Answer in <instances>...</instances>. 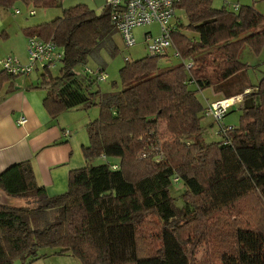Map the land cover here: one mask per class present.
I'll use <instances>...</instances> for the list:
<instances>
[{
    "label": "trees",
    "instance_id": "trees-1",
    "mask_svg": "<svg viewBox=\"0 0 264 264\" xmlns=\"http://www.w3.org/2000/svg\"><path fill=\"white\" fill-rule=\"evenodd\" d=\"M18 1L44 7L63 0H0V7ZM211 3L178 1L186 24L175 27L172 39L193 60L189 69L160 68L159 58L147 54L125 58L122 88L109 93L91 90L96 79L74 71L114 31L109 10L78 3L23 28L25 37L52 40L64 51L58 75L46 68L26 87L45 92L48 115L83 106L97 107L98 116L85 126L87 164L70 170L64 193L46 194L28 160L0 172V189L24 200L0 203V264H32L46 256L38 254L42 247H57L54 254L69 253L80 264H264V75L255 85L235 80L246 72L243 44L259 51L264 43V14L253 5L234 11ZM18 76L1 69L0 91ZM207 87L222 88L225 97L251 88L227 140L203 136L205 106L195 93ZM103 155L107 160L91 163ZM174 175L184 186L183 207L172 194ZM53 208L59 216L45 221ZM190 239L209 246L207 258L197 261Z\"/></svg>",
    "mask_w": 264,
    "mask_h": 264
},
{
    "label": "rangeland",
    "instance_id": "rangeland-1",
    "mask_svg": "<svg viewBox=\"0 0 264 264\" xmlns=\"http://www.w3.org/2000/svg\"><path fill=\"white\" fill-rule=\"evenodd\" d=\"M78 3H85L89 8L95 11H100V9L104 5V0H63L60 5L44 7L35 6L33 4L26 5L22 1H18L15 2L10 8L3 9L0 7V60L8 58V56H12L17 58L20 62L25 63L27 59V42L26 46H23L25 40L23 28L57 18L58 16H61L63 14L62 10L64 8ZM211 5L216 8L225 6L230 10H232L235 5H253L256 10L264 14V0H212ZM14 9H19L20 12L18 14H15ZM31 9L34 10V13L32 15L29 13ZM179 11L183 12L180 9ZM181 20H183L182 23L186 24L185 18H182ZM149 30L154 36L159 35V24L151 23L147 26L137 27L133 32L136 36V45L127 47L122 43L121 36L114 28V31H111L107 37H103L100 40L98 46L95 47L87 57L86 63L76 65L74 71L81 75H84L83 69L85 67L96 69L99 66H103L104 72L107 75V79L104 81L96 80L90 87L91 90L99 89L103 93L120 90L122 88V85L119 80L118 69L122 65H124L125 58H127L128 60H136L137 58L147 54V50L144 47L143 33ZM175 30H178V28ZM175 30L173 29V31ZM180 32L186 34L187 36H189V38H197V34L195 32L187 31L185 29H181ZM171 53L172 48L168 50L166 57H163V59H159L160 68L177 65V63H182L180 59H178L177 57H173ZM239 56L240 59L247 64V67L246 72L243 73L242 76L239 75L238 78L235 79L237 82V86L242 84L245 85L248 83L251 85L257 84L259 82V79L264 75V43L259 51H255L248 43L243 44ZM60 66V63H56L55 66L49 68L53 76L58 75ZM1 69L3 68L0 65V70ZM43 71L44 70L42 68H39L37 70L34 69V71L28 78H30L34 82V84H36L41 80L40 73H42ZM23 77L25 76L19 75L18 79H21ZM91 78L95 79L94 77ZM113 81H115L114 84L112 83ZM191 87H194V85H191ZM245 89H249L248 93L251 91V88H244L243 91ZM222 91V88L207 87L204 88V90H197L195 94L204 107L207 103L212 102V100L215 101L217 98L222 97ZM243 91L241 93H243ZM222 98H225V96H223ZM238 105L239 104H234L233 106H231L228 112L223 116L221 120H219V122H222L226 126H239L241 110L240 108H238ZM83 109L82 110L84 112H87V115H89L90 117H92L94 115L93 113L95 112V116L91 119L98 116V114H96L98 111L97 107H83ZM78 120H80L79 117ZM219 122L213 121V119L204 115V113L202 114L200 123L204 128L203 136L205 138V141L213 142L222 139L221 135L216 134L219 128ZM100 162V158H94L93 160H91V163L93 164H97ZM171 189L172 194L175 197V202L179 207H183L184 201H182L180 198V195L184 190L183 183L181 181L173 182ZM12 203L14 205L17 202L15 201L14 203V201H12ZM58 216V210L53 208L45 214L44 220L51 221L54 217ZM152 222H154V220ZM150 226L152 228V225ZM197 242L198 241L196 240L190 239L187 244V249L189 251L198 249V261L199 259L207 258L209 246L206 243H203L199 247ZM55 249L58 248L42 247L38 250V254L40 256L42 254H46V256H42L41 258H39V260L35 261L32 264H80L79 260L72 255H69V253L66 255H53L52 252H54ZM14 264H22V262L21 260L16 259Z\"/></svg>",
    "mask_w": 264,
    "mask_h": 264
},
{
    "label": "crops",
    "instance_id": "crops-1",
    "mask_svg": "<svg viewBox=\"0 0 264 264\" xmlns=\"http://www.w3.org/2000/svg\"><path fill=\"white\" fill-rule=\"evenodd\" d=\"M24 39L26 46L25 35ZM29 76L0 91V172L28 160L38 185L49 196L58 195L67 190L70 170L87 164L81 149L88 143L85 126L95 112L90 117L82 106H75L55 117L48 115L42 103L45 92L26 88L35 85ZM23 116L27 121L20 125L17 120ZM12 201L24 205L23 199L0 189V203L13 205Z\"/></svg>",
    "mask_w": 264,
    "mask_h": 264
},
{
    "label": "built area",
    "instance_id": "built-area-1",
    "mask_svg": "<svg viewBox=\"0 0 264 264\" xmlns=\"http://www.w3.org/2000/svg\"><path fill=\"white\" fill-rule=\"evenodd\" d=\"M179 0H104V5L109 10V22L112 23L115 30L121 36L122 43L127 47L136 45V36L134 30L137 27L147 26L151 23L159 24V35L154 36L151 31L144 32V47L148 56H154L159 59L167 56L168 50L172 48V56L180 59L185 67L189 69L193 64L191 58H183L173 44V29L182 23L185 18V12L178 7ZM182 10L183 12L179 11ZM239 9V5H235L232 10ZM19 9H14V13L18 14ZM29 13L32 15L34 10ZM27 39V59L25 63L20 62L17 58L8 56V58L0 60V65L4 70L14 75L29 76L34 69L50 68L60 63L64 55L63 48L52 40H43L37 35L26 37ZM83 73L94 77L97 81H104L107 75L104 67L99 66L96 69L85 67ZM249 89H245L241 94L231 95L230 97L220 98L209 102L204 107V115L210 117L215 122H219L234 104H240L248 93ZM27 121V117L23 116L17 120L22 125ZM232 126H226L219 122V128L216 132L221 135L222 139L227 140V132ZM140 138L139 140H141ZM106 159L105 155L101 156ZM161 159L159 154L156 159ZM107 160V159H106ZM112 169L118 168L117 161L109 162ZM178 176L174 175L173 182H179Z\"/></svg>",
    "mask_w": 264,
    "mask_h": 264
}]
</instances>
